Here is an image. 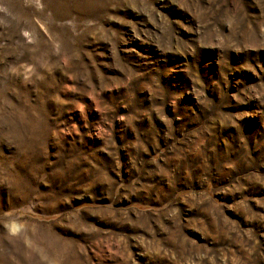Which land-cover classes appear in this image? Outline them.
<instances>
[{"label":"rangeland","instance_id":"1","mask_svg":"<svg viewBox=\"0 0 264 264\" xmlns=\"http://www.w3.org/2000/svg\"><path fill=\"white\" fill-rule=\"evenodd\" d=\"M0 264H264V0H0Z\"/></svg>","mask_w":264,"mask_h":264}]
</instances>
